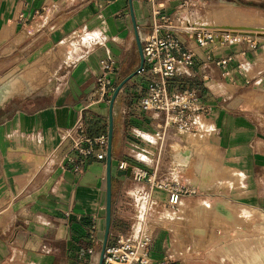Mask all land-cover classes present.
<instances>
[{
	"label": "crops",
	"instance_id": "crops-1",
	"mask_svg": "<svg viewBox=\"0 0 264 264\" xmlns=\"http://www.w3.org/2000/svg\"><path fill=\"white\" fill-rule=\"evenodd\" d=\"M192 1L196 3L191 8L194 15L202 0ZM156 2L164 4L167 15H173L180 4V0ZM150 9V4L142 0H0V69L17 70L21 61L63 47L75 34L80 37L79 33H87L83 39L90 40L58 87L24 94L18 87V93L0 102V264H99L105 228L106 161L98 162L93 155L67 161L74 153L65 132L82 116L90 136L107 134L109 105L90 101L88 95L96 86L100 61L108 56L116 62L117 71L111 76L116 85L135 72L140 64L136 39L141 34L135 24L149 21ZM258 36L263 37H255V53L247 50L241 58L246 62L247 77L238 75L233 63L228 66L231 80L221 77L220 68L213 63L204 69L201 61L206 51L202 50L197 51L190 69L195 68L201 78L208 75L205 82L213 86L209 92L218 89L219 100L225 103L217 105L211 99H203L210 107L209 113L191 134L204 133L202 123L208 127L207 151L217 154L213 160L216 166L205 165L201 171L196 169L198 172L193 168V178L198 182L193 181L205 187L203 193L233 189L228 191L233 194V201L223 197L233 203L234 209L218 203L225 210L220 213L215 210L218 204L211 206V212L219 216V228L205 223L191 226L180 222L190 208L203 212L205 203H210L204 202L208 198L183 196L179 207L162 210L158 216L161 221L149 247L151 264L164 259L168 264H264V45L257 48L264 42V33ZM241 44L245 47L227 46L213 50L212 55L219 58L239 53L247 46ZM171 84L175 86V78ZM233 89L245 91L232 98ZM141 92L134 76L124 84L111 108L112 202L106 245L129 228L134 216L129 194L139 185L131 178L116 176L118 161L132 156L136 147L149 145L133 137L132 130L151 136L157 130L155 113L138 110ZM131 101L134 104L127 108ZM126 115L129 122L123 125ZM187 133L175 138L168 135L166 145L180 148L175 142L179 138V143L190 147L188 157L183 152L175 157L179 166H185L175 169V176L179 183L192 184L191 178L189 182L184 178L194 150V136L188 138ZM195 152L198 155L197 149ZM203 158L212 161L206 154L199 156L196 164ZM217 167L224 178L225 169L234 174L230 186H208ZM207 169L209 173L200 177V172ZM154 197L163 202L166 199L164 193L157 191ZM176 209L180 211L172 214ZM93 223L97 227L95 242L88 237ZM200 224L205 227L202 232H193L192 228ZM189 229L194 235L209 233L212 237L191 239Z\"/></svg>",
	"mask_w": 264,
	"mask_h": 264
},
{
	"label": "built area",
	"instance_id": "built-area-1",
	"mask_svg": "<svg viewBox=\"0 0 264 264\" xmlns=\"http://www.w3.org/2000/svg\"><path fill=\"white\" fill-rule=\"evenodd\" d=\"M142 1L149 3L151 9L149 21L135 24L136 31L141 32L139 38L143 56L142 66L135 70L142 90L138 110L155 113L154 119L158 120V124L153 136L132 130L133 137L149 145L136 147L132 156L118 161L116 176L131 178L139 184L129 194L134 216L129 228L117 234L112 244L105 245L101 264H151L149 247L153 231L160 222L158 216L161 211L175 209L183 196L198 194L196 186L179 183L175 176V169L185 167L179 166L175 157L178 152H186V145L178 149L175 145H166V137L170 135L175 138L185 132L195 133L200 119L209 113L210 107L194 89L173 86L171 81L188 74L199 50L206 51L201 61L204 69L208 63H213L220 68L221 77L231 80L228 66L233 63L237 74L247 77L246 62L241 58L246 56L247 50L256 51L253 36L244 35L238 30L203 28L196 21L197 18L190 16L191 8L196 5L192 0H180L173 15L164 13L163 3L156 0ZM241 43L247 46L239 53L219 58L212 55L213 50ZM116 71V62L111 57L100 61L96 86L88 95L90 101L109 105L118 86L111 78ZM208 79V75H203V81ZM65 138L69 140L70 151L74 153L68 156L67 161L74 162L78 157L90 155L98 162L106 161L107 134L90 136L82 116L67 129ZM75 170H78L77 166ZM156 191L166 195L164 202L154 197ZM96 232L97 227L93 223L88 235L91 242L97 240ZM157 264L168 263L164 259Z\"/></svg>",
	"mask_w": 264,
	"mask_h": 264
},
{
	"label": "rangeland",
	"instance_id": "rangeland-1",
	"mask_svg": "<svg viewBox=\"0 0 264 264\" xmlns=\"http://www.w3.org/2000/svg\"><path fill=\"white\" fill-rule=\"evenodd\" d=\"M201 4H202L201 6L196 7L198 9V13L192 15L191 10H190V16L193 19L197 18L196 21H198V23L202 27L204 28L216 27L219 29H223L224 31L238 30V32L244 35L246 34L247 36H253L254 38L252 39L255 41L258 39L255 37H263V36H258L256 32L258 31L260 27H264V0H202ZM214 12L216 13V16H213ZM79 34H80V37L76 36L75 34L71 38H68L66 42L64 43L63 47H58V48H55L54 50H50L49 53H46L47 52L46 51V52H43L37 55L36 59L35 58H34L35 60L33 59L34 61L31 59H30L31 61L30 60L27 61V59L25 62L21 61L19 63V68H17V70L11 71L9 70V68L6 69L7 67L0 69V88L4 87L5 84L7 83H13V85L17 86L14 94L16 92L18 93L19 91L18 87L21 89V92H22L20 94H24L25 92H44L47 89L48 91H50V89H54L58 87L59 84L61 83L62 76H64L66 72L70 69V67L72 66V63H74L82 55L83 45H86L87 42H90V40L87 41L83 39V37L87 33H84V34L79 33ZM263 45H264V42L258 44L257 48ZM244 47L245 46L241 44L239 46L236 45L234 48L239 49V48H244ZM191 71L192 70H190L188 74H183L181 76H178L175 79V86L179 88L183 87V88L194 89L201 98H203L204 100L211 99L213 100L212 103H215L217 105L225 104V103L222 104L221 103L222 101L219 100L221 93L218 92L219 91L218 89L216 90L214 89L213 93L209 92L210 87H213V86H209L211 84H207L208 82L203 81L202 78L199 76V74H197V70L195 68L192 71V73ZM218 78H220L219 73H218ZM221 81L222 80L217 79L218 83H221ZM243 91L245 90L238 89L235 92V89H233L232 98L236 97V94H241ZM139 94L140 93H138V95ZM1 101L2 99H0V102ZM132 104H134V101L128 102L127 108H129V106H131ZM117 119L121 121L119 118ZM124 121L125 122L123 125L129 122L127 120V115ZM201 129L204 132L202 134L194 135L191 133H187L188 138H190L191 136H194V141H191L190 139L192 143L191 145H194V150H193V156L191 158L193 160L189 164L190 168L189 170H187L184 178L187 179V181L189 178H191L189 180L192 184H194L193 180L196 179V178H193L194 177L193 168L195 169L196 172H198L197 170L201 171L203 166L205 165H210L213 167L216 166L213 160L216 159L217 154L214 151L212 152L209 151V153L207 151V145H209V143H208L206 131L208 130V127H206V125L202 123ZM178 139L179 138H176L175 142L178 143L179 145H184L182 143H179ZM202 147H205V149ZM188 148L190 147H187L186 149ZM196 149L200 157L202 155L206 156V154H209L210 159H212V161L207 160L208 161L207 162L205 161L206 159L203 158L202 162L200 163L198 162L196 164L197 160L199 159V156L195 152ZM186 152H189V150H187ZM179 154H181V152H178L177 155ZM224 171L226 173L225 178L223 176H220L221 174L223 175V171L219 167H217L213 174V177L210 178V182L208 186L209 187H214V186H219V185L220 186L221 185L230 186L232 184L230 183V180L233 178L234 174H232L229 171V169H225ZM207 172L209 173V170L208 171L204 170L203 172H200V177L206 176L205 173ZM203 181H204V178H203ZM194 185H197L198 187L201 188L198 195H196L194 198H198L201 200H206V198H208V200L204 202H208L211 205L205 203V208L203 209V212L202 210H192L190 208V210L187 212L186 217L180 222L188 223L191 226L196 225L198 223H205V224H210L211 228L221 227L219 216L215 213H212L211 211H213L212 208H214V205L218 203H225V205L234 209V207H232L233 203H229L228 199H226V198H230L231 201H233L232 200L233 194L228 192L233 189L228 188V190L224 191L223 193H221L218 189H213L212 191L203 193L202 190L205 187L204 186L201 187L202 185H200V182L199 184L195 183ZM223 196H225L226 198ZM125 206L127 207V205ZM205 209H208L206 210L208 211L207 213H205ZM215 210H217L220 213H225V210L223 209L221 204H218L215 207ZM179 211L180 210L176 209L175 211H172L173 212L172 214H175L176 212H179ZM177 216H179V214ZM178 222L179 221H177V223ZM204 228L200 224V225H197V227H193L192 229H194L193 232L199 233V232H202L201 230ZM215 231H218V230H215ZM193 232L190 229L188 230V234H191V236L190 235L188 236L191 239H195L196 237H199V239H202L205 237H212L211 234L209 233L203 236H197L195 234L196 235L195 236Z\"/></svg>",
	"mask_w": 264,
	"mask_h": 264
},
{
	"label": "water",
	"instance_id": "water-1",
	"mask_svg": "<svg viewBox=\"0 0 264 264\" xmlns=\"http://www.w3.org/2000/svg\"><path fill=\"white\" fill-rule=\"evenodd\" d=\"M138 54L140 58V64L139 68L142 66L143 63V56H142V49H141V42L139 38L136 39ZM136 72L130 74L126 78H124L117 86L116 90L114 91L110 103H109V115H108V130H107V154H106V162H105V178H106V202H105V228H104V236H103V249L106 245V241L109 234L110 229V222H111V202H112V191H111V150H112V137H113V117L111 108L113 105V102L119 93V91L122 89L124 84H126L131 78L135 76ZM101 252V256H102ZM99 264H101V257Z\"/></svg>",
	"mask_w": 264,
	"mask_h": 264
},
{
	"label": "bare ground",
	"instance_id": "bare-ground-1",
	"mask_svg": "<svg viewBox=\"0 0 264 264\" xmlns=\"http://www.w3.org/2000/svg\"><path fill=\"white\" fill-rule=\"evenodd\" d=\"M204 28V27H203ZM257 35H258V33H264V30H258L257 32ZM255 33V34H256ZM251 35H253V34H251ZM14 79V78H13ZM17 80V79H16ZM15 80V81H16ZM16 88H17V86L16 85H13V83H7V84H5V86L4 87H1L0 88V97H1V99H4V98H7L8 96H10V95H12L15 91H16ZM185 157H188L189 155H190V153L189 152H186V153H182ZM182 154H180V155H182ZM179 161V160H178ZM182 163V162H181ZM182 203V202H181ZM181 203L179 204V206L181 205ZM178 206V207H179ZM163 215V214H162ZM162 217V216H161ZM161 221V220H160Z\"/></svg>",
	"mask_w": 264,
	"mask_h": 264
}]
</instances>
